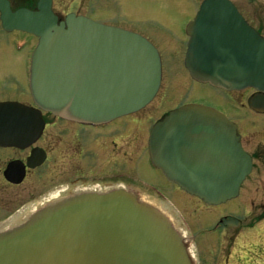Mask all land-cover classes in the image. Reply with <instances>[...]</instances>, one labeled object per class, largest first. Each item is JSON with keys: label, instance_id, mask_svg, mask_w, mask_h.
<instances>
[{"label": "water", "instance_id": "obj_1", "mask_svg": "<svg viewBox=\"0 0 264 264\" xmlns=\"http://www.w3.org/2000/svg\"><path fill=\"white\" fill-rule=\"evenodd\" d=\"M0 11L5 28L39 38L30 90L42 109L99 124L138 111L155 97L161 57L144 36L74 13L59 21L52 0L16 11L0 0ZM187 33L185 64L193 78L229 91L254 88L264 103V36L230 0H204ZM39 121L29 107L0 103V144L36 137ZM149 145L153 164L169 180L211 205L236 197L252 170L236 126L200 105L171 111L155 124ZM0 264L196 263L165 210L138 192L118 189L61 199L1 229Z\"/></svg>", "mask_w": 264, "mask_h": 264}, {"label": "flooded vegetation", "instance_id": "obj_2", "mask_svg": "<svg viewBox=\"0 0 264 264\" xmlns=\"http://www.w3.org/2000/svg\"><path fill=\"white\" fill-rule=\"evenodd\" d=\"M8 1L13 10L21 7L34 10L38 0ZM202 1L193 0V5H200ZM53 8L55 10V0H53ZM237 8L244 18L264 35L262 26L254 25L249 16L244 14L238 6ZM10 34L3 28L0 13V39L5 40L9 45ZM184 39L186 46L188 37L186 36ZM19 41L27 44V38L24 36L23 40ZM186 47L182 62L184 74L177 71V64L173 57L168 75L175 79L173 82L169 80L164 86V92H161L165 76V56L160 51L163 61V78L153 101L137 112L100 125L65 119L38 107L34 103L29 89L30 60L27 58L23 61L24 78L16 75H9V77L0 75V102H22L39 111L42 118L41 132L33 141L22 146H0V186L5 191L0 192V222H21L28 217L29 213L73 195L126 189L138 192L139 197L161 207L169 214L174 226L188 239L197 264H202V258L199 256L201 254L197 253V247H200L201 243L208 244L213 241L212 238L216 231L221 229L222 221L228 220L229 223L234 220L237 226H233L237 230L241 227L242 218L249 223L244 228L250 230L254 229L256 224L263 223V93L252 88L226 91L196 81L184 66ZM12 77H14V81H18L17 85L12 84ZM181 80L192 87L205 86L214 90L219 94L221 102L213 103L194 98L173 105L174 100L179 97L177 93ZM173 86L176 91L174 94ZM19 95L21 97H18ZM256 95H260L261 100L257 104L251 105L249 99ZM188 103L204 104L224 113L236 126L241 148L252 159L251 173L242 182L237 196L224 202H238L243 210L240 219H236L230 212L223 214L221 221L216 222L212 227H199L198 225L193 228L191 217L195 219L204 212L208 210L211 212L214 207L224 203L216 206L209 205L202 199L189 194L177 183L169 180L151 162L149 137L153 126L171 110ZM233 114H236L237 117ZM111 141L114 142L112 145L115 147L114 149L107 151L101 149ZM176 199L178 201L180 199L184 203L186 211L176 204ZM189 208H192V213L189 212ZM175 209L181 212V219H177ZM237 230L234 239L236 238L235 241L238 243H243L239 240L241 236L238 237L240 231ZM232 242L234 243L233 240ZM261 255L263 256V253ZM243 259L251 262L249 257ZM232 264H236V262Z\"/></svg>", "mask_w": 264, "mask_h": 264}, {"label": "rangeland", "instance_id": "obj_3", "mask_svg": "<svg viewBox=\"0 0 264 264\" xmlns=\"http://www.w3.org/2000/svg\"><path fill=\"white\" fill-rule=\"evenodd\" d=\"M232 1L244 14L249 16L254 25L262 26L264 33V0ZM193 3V0H55V10L60 15H65L71 11L81 13L93 20L121 26L146 36L165 56V76L163 88L161 89V92H164L165 84L169 80L173 82L175 79V77L168 75L170 72L168 71L169 65L173 63V57L177 64V71L181 74L185 73L182 69L186 47L183 27L187 20H191L194 17V13L198 8V5L195 6ZM21 34L20 32H12L9 35V45L5 40L0 39V75L4 77L16 75L24 78L23 61L26 58L29 59L35 39L29 34ZM23 36L27 38L25 46L19 41L23 40ZM19 59L18 64L17 61ZM11 62H15V64L12 65ZM13 79L14 77H12V84L17 85L18 81L16 82ZM172 91L173 94L176 92L174 86ZM177 94H179V97L174 100L173 105L190 101L194 98L213 103L221 102L219 94L214 90L205 86L192 87V85H187L183 80L180 81ZM18 97H21V95ZM233 116L237 117L236 114H233ZM113 144L114 142L111 141L105 148L101 149L112 150L115 148L112 147ZM3 191V187L0 186V192ZM175 202L186 211L187 208L184 207L185 205L180 199L179 201L176 199ZM192 208H189L190 213L193 211ZM230 212L236 219H240L243 214L238 202L231 201L214 207L211 212L208 210L201 216L195 219L191 217L190 219L193 228L198 227V225L199 227H212L216 222L221 221L223 214ZM247 223V220L242 218L240 221L241 227L237 230L233 226H237L234 220L229 223L228 220L222 221L221 229L216 231L212 238L213 241L208 244L201 243L200 247H197V253L201 254L199 256L202 258V264H226V260L227 264H232L233 262H236V264H264V221L261 224H256V227L253 225L255 228L251 230L244 228ZM223 226L225 227L224 229ZM236 230L240 231L238 237L241 236L239 240L243 241V243L235 241ZM232 240L234 243H231ZM249 250L251 251L247 253ZM261 253H263V256ZM245 257H249L251 262L245 261L243 259ZM240 260L243 261L240 262Z\"/></svg>", "mask_w": 264, "mask_h": 264}, {"label": "bare ground", "instance_id": "obj_4", "mask_svg": "<svg viewBox=\"0 0 264 264\" xmlns=\"http://www.w3.org/2000/svg\"><path fill=\"white\" fill-rule=\"evenodd\" d=\"M19 61H20V59L17 61L18 64H19ZM11 63H12V65L15 64V62H11ZM14 67H15V66H14ZM8 226H9V225L7 224V226H5L4 228H7ZM1 229H3V227H1L0 230H1Z\"/></svg>", "mask_w": 264, "mask_h": 264}]
</instances>
